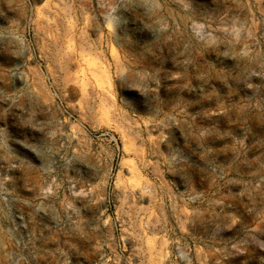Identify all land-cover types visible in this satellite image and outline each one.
I'll list each match as a JSON object with an SVG mask.
<instances>
[{
	"label": "rangeland",
	"instance_id": "obj_1",
	"mask_svg": "<svg viewBox=\"0 0 264 264\" xmlns=\"http://www.w3.org/2000/svg\"><path fill=\"white\" fill-rule=\"evenodd\" d=\"M0 264H264V0H0Z\"/></svg>",
	"mask_w": 264,
	"mask_h": 264
}]
</instances>
